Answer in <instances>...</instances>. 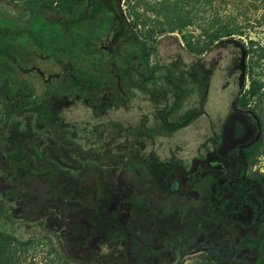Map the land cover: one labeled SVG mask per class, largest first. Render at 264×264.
I'll return each mask as SVG.
<instances>
[{
    "label": "rangeland",
    "instance_id": "obj_1",
    "mask_svg": "<svg viewBox=\"0 0 264 264\" xmlns=\"http://www.w3.org/2000/svg\"><path fill=\"white\" fill-rule=\"evenodd\" d=\"M36 1L0 0V27L10 28L17 43H22L29 34L36 32L37 27L46 32L51 27L48 20L63 21L74 7L73 0H38L42 6L40 13L46 19L28 15L16 26L17 13L27 11ZM176 3L179 4L176 6ZM117 11L124 17L130 36L144 43L148 57H144V62L137 56L128 62H118L119 67H130L129 84L124 89L128 91L130 87L131 94L126 98L124 107L120 93L116 94L114 103L108 109L102 110L96 104L105 99L94 101L88 94L85 98L67 100L62 114L64 122L70 126L63 134L67 147L76 145L80 150L76 156L79 160L84 157L85 162L99 159L117 164L106 184L112 204L119 205L125 218L129 211L126 200L132 191L147 193L157 209L168 204L173 206L181 200L198 198L195 183L205 173L210 175L209 179L219 181L216 196L226 194L223 189L228 181L249 184L247 202L250 206L257 205L259 197L264 194V154L253 166H244L242 174H236L233 151H240L242 146L258 137L260 129L254 113L260 115L264 124V95L255 111L252 110L254 102L246 96L243 98L246 107L236 105L235 101L245 95L252 81L264 93V63L257 57L244 58L241 42H237L239 40L214 43L206 32L210 27L218 29L240 25L244 34L234 39H241L244 44L251 39L264 46V4L261 0H213V8L210 9L203 0L197 4L192 0H119ZM79 26L85 30L94 29L96 21L69 26L66 40L68 42L72 38V45L75 43L73 34ZM5 37L12 39L10 33H5ZM102 39L104 35L93 41L96 48ZM135 44L131 41L132 46ZM71 46L65 44L67 54L73 50ZM81 49L87 52L84 46ZM98 52L101 53L100 50ZM84 59L89 60V57ZM65 61H69L68 58ZM192 64L200 65L203 73L208 75L207 86L196 93L190 92L188 97L185 92L180 94V109L175 103L176 85ZM1 69L3 74L10 73L5 63ZM11 74L17 76L16 73ZM150 77L153 78L143 85ZM19 78L20 85L41 83L37 75H21ZM100 81L115 85L105 78H100ZM4 110L0 100V181L10 188L12 186L18 200H24L23 197L29 200V208L22 211L23 217L29 220L23 222L13 218L10 232L16 240L1 244L0 262L138 264L137 259L130 255L116 258L117 255L113 254L108 262L103 259L93 261L87 251L78 256V247H68L61 238L74 235V232L67 233L64 226L61 227V223L66 224L68 220L61 221L55 214L35 220L36 209L46 201L51 186L46 182V174L41 178L30 173L11 175V170L10 181H17L19 190L13 189V184L2 178L6 168L12 167L6 157L8 148L3 136L6 132L2 130ZM28 118L34 124L35 114L31 112L30 117L18 115L16 119L27 124ZM5 123L8 128L11 121ZM90 155H95V158H90ZM127 164L133 165L134 169L128 171L123 167ZM95 177L88 173L84 181L92 185ZM0 200L4 201L1 195ZM4 203L11 209L20 206L17 199L5 200ZM253 219L250 216L247 223ZM142 222L139 221L136 226L142 227ZM258 227L256 223L250 224L248 231L257 234ZM86 240L89 241V238ZM107 250L103 248L98 253H109ZM166 264L211 263L206 260L204 250H197L178 259L170 257Z\"/></svg>",
    "mask_w": 264,
    "mask_h": 264
},
{
    "label": "trees",
    "instance_id": "obj_2",
    "mask_svg": "<svg viewBox=\"0 0 264 264\" xmlns=\"http://www.w3.org/2000/svg\"><path fill=\"white\" fill-rule=\"evenodd\" d=\"M81 1L73 0L74 7L67 12V28L71 23L76 22L72 18L76 16ZM192 1H195L196 4L200 2V0ZM203 1L209 5L210 9L213 8V0ZM39 2L37 0L29 8L33 9L36 14L42 7ZM94 2L96 6L103 8L98 0H94ZM261 2L264 4V0ZM177 4L179 3H176V6ZM104 14L108 13L104 12ZM58 21V19L49 20L51 26L49 31L52 35L53 32H58ZM121 22L123 23L115 29L116 32L123 31L125 19ZM101 30L98 31L99 34H101ZM243 32L240 25H229L218 29L210 27L206 35L214 43L239 40L237 42H241L244 58L257 57L264 63L263 45L251 39L246 44L241 39H234L241 37ZM135 40L138 47L137 53L148 57L144 43L137 38ZM69 42L68 40V45ZM206 79H208V75L203 73L202 67L192 64L190 70L185 71V75L181 77V82L176 85L177 100L175 103L177 107L182 108V101L178 100L180 94L185 92V96L188 97L190 92L196 93V91L202 90L207 86ZM263 95L261 89L256 88L255 82L252 81L245 91V95L242 98H237L235 104L246 107L247 103L243 100L246 96L248 100L254 102L252 110L255 111L257 103L261 104ZM254 114L260 133L256 139L242 146L240 151L238 149L233 151L236 174L239 172L242 174L244 166H253L264 154V124L260 115ZM11 145L9 143V146ZM6 157L12 167L6 168L2 178H5V181L9 180L10 185L14 186L13 189L19 190L20 184L16 183L17 181L11 183V170H13L11 175L13 173H30L39 178L47 175L49 181L46 182H49L51 189L47 193L46 201L41 203L37 209L35 208L38 211L35 220H42L53 214L61 218V221L68 220L66 224L62 222L61 227L64 226L67 233L74 232V235L61 238L65 240L68 247L72 245L78 247L76 254L78 256L87 251L90 259L98 262L102 259L104 262H108L114 256L113 254H116V258L124 255L135 257L138 264H166L170 257L174 260L181 258L184 254L204 250L206 260L211 264H264V194L259 197L257 205L250 206L247 202V195L251 188L249 184L228 181L223 189L226 194L216 196L219 181L209 179L210 175L205 173L195 183L197 199L181 200L173 206L168 204L158 209L155 208L147 193L134 190L126 200L129 203V211L125 218L119 205L112 204L106 180L100 179L95 187L84 181L87 175L84 171L80 173H35L30 159L18 155L11 148ZM103 176L106 175H100V178ZM0 195L4 201L17 199V202L20 203L18 208L11 209L5 205L4 201L0 200L1 252V244L16 240L10 232L13 218L16 217L18 221L23 222L29 220L22 214L24 209L29 208L27 204L29 200L26 197H23L24 200H18V195L13 193L12 186L10 188L1 181ZM250 207L251 211H249ZM250 216H253L254 219L247 223ZM139 221H143L142 227L136 226ZM254 223L259 226L257 234L248 231V226ZM89 235L91 236L89 237ZM87 237L89 241L86 240ZM103 248L108 249L109 253L100 255L98 252ZM0 264L2 263L0 262Z\"/></svg>",
    "mask_w": 264,
    "mask_h": 264
},
{
    "label": "flooded vegetation",
    "instance_id": "obj_3",
    "mask_svg": "<svg viewBox=\"0 0 264 264\" xmlns=\"http://www.w3.org/2000/svg\"><path fill=\"white\" fill-rule=\"evenodd\" d=\"M98 1L103 8L96 6L94 0H85L83 5H81L83 0L80 2L76 16L72 18L76 22L71 25L77 26L87 21H96V26L90 30L80 26L75 29L73 34L75 43L72 45V38H69V45L73 46V50L68 54L65 52V44L68 43L66 18L63 21L58 19L59 29L58 32H53V35L49 29L44 32L42 27H37V31L29 34L22 43L16 42L10 28L0 27V100L5 107L2 130L6 132L3 136L6 138L7 154L11 148L18 155L29 158L37 173L83 171L87 174L92 173L96 176L92 184L95 187L100 179L110 180L112 169L117 164L99 159L85 162L82 159L84 157L80 158L81 160L77 159L80 150L76 145L67 147L63 138V134L70 127L62 117L64 107L67 100L85 98L88 94L94 101L105 99L96 106L101 110L108 109L118 93L121 94L124 107L126 98L131 94L130 87L128 91L124 89V86L129 84L130 67H119L118 62H128L130 58L136 56L142 58L144 62L146 57L137 54L136 44L131 45V41L136 40L130 36L126 23L122 32L115 31L123 23L121 21H124V17L117 11L119 0ZM104 12L108 14L105 15ZM28 15L42 16L46 19L40 12L36 14L33 9H28L17 13L16 26ZM100 29H102L101 34L98 33ZM5 33H10L12 39H7ZM103 35L104 39L100 40L98 49L93 41ZM55 43L59 44L55 45ZM82 46L87 48L86 53L82 51ZM43 51L46 53H42ZM84 57H89V60H85ZM66 58L69 61H65ZM3 63L9 67L10 73H2ZM12 72L17 76H13ZM121 73L124 75L122 76ZM21 75H37L41 83L20 85ZM100 78L113 81L115 85H106L100 81ZM151 78L153 77L146 79L142 84L146 85ZM30 112L35 114L34 124L30 118L27 119V124L16 119L18 115L30 117ZM7 120L11 121L8 128L5 123ZM9 143L12 145L9 146ZM94 156L89 157L95 158ZM123 167L128 171L134 169L133 165L128 164ZM100 175L106 176L100 178Z\"/></svg>",
    "mask_w": 264,
    "mask_h": 264
}]
</instances>
